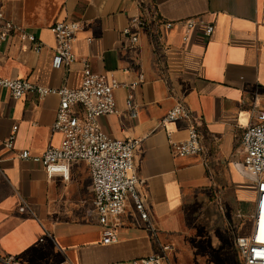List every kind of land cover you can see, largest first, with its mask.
<instances>
[{"label":"crops","instance_id":"obj_1","mask_svg":"<svg viewBox=\"0 0 264 264\" xmlns=\"http://www.w3.org/2000/svg\"><path fill=\"white\" fill-rule=\"evenodd\" d=\"M0 7L44 43L38 53L29 41L12 35L1 46L0 76L77 88L85 60L95 73H107L122 84L145 75L135 88L116 89L118 113L101 117L100 123L116 139H140L134 164L157 232L154 236L130 202L118 241L104 244L92 212L88 163L74 162L65 179L19 157L24 149L42 154L60 145L63 134L52 129L59 96L41 99L28 93L15 99L0 89V264H9L11 257L20 264H132L165 244L171 246L173 264L187 262L183 252H224L223 230L232 231L225 209L233 215L235 196L251 205L255 196V185L240 164L244 129L264 110V0H0ZM134 16L150 25L131 45L122 32ZM195 17L212 24L213 33L205 34L200 24L184 41L183 24L158 26V20ZM65 19L82 24L70 72L53 66L51 26ZM129 94L136 115L128 110ZM178 102L199 117L204 154L172 153L168 131L172 140L183 141L191 125L190 120L160 125ZM12 134L14 147L8 150L3 142ZM226 252H232L231 243ZM200 256L191 260L202 264Z\"/></svg>","mask_w":264,"mask_h":264},{"label":"built area","instance_id":"obj_2","mask_svg":"<svg viewBox=\"0 0 264 264\" xmlns=\"http://www.w3.org/2000/svg\"><path fill=\"white\" fill-rule=\"evenodd\" d=\"M183 24L186 28L184 41L200 24L205 25V34L214 31L212 24H205L200 17L180 21L158 20V26L163 29H173ZM149 21L140 16L130 19L122 34L129 39L131 45L138 43L141 30L148 29ZM82 24L77 20L65 19L51 26L56 39L54 47L53 66L71 71L76 61L75 42ZM161 38L162 32H157ZM155 33V34H156ZM18 34L22 40L29 41L33 49L40 53L44 43L36 35L26 32L22 27L8 19L0 7V53L1 46L12 35ZM91 42L92 38H88ZM145 81L141 73L139 78L129 85L120 83L114 76L107 73L98 74L92 70L85 60L82 83L77 88L67 85L61 88L46 87L25 78H9L0 76V89L7 90L10 95L19 99L28 93H34L39 98L50 94L59 96L60 103L53 131L63 134V140L58 146H49L42 154H35L30 149L21 150L19 157L24 160L41 164L49 176L62 174L70 178L71 166L76 161L88 163L92 176L93 209L98 222L102 226V241L104 244L117 242L122 217L126 208L132 202L140 219L147 228L157 236L151 221L144 194L140 185L143 180L136 172L134 154L140 144V139H116L108 134L100 123V118L118 113L115 91L121 86L135 88ZM128 110L136 115L137 106L132 94L127 98ZM178 120H190L188 136L183 141L170 138L171 151L174 155H200L205 153L203 135L199 130V117L193 115L182 102L174 105L162 119L160 125L167 128L168 124ZM17 127H14V131ZM15 135L4 140L8 150L14 147ZM244 157L241 161L242 173L255 185V199L248 215V230L237 236L236 249L241 258V264H264V110L256 114L254 120L244 129L242 135ZM24 209V207L22 208ZM171 246L160 245L159 251L153 255L136 259L132 264H168ZM9 264H20L16 258H8Z\"/></svg>","mask_w":264,"mask_h":264},{"label":"rangeland","instance_id":"obj_3","mask_svg":"<svg viewBox=\"0 0 264 264\" xmlns=\"http://www.w3.org/2000/svg\"><path fill=\"white\" fill-rule=\"evenodd\" d=\"M248 190H253L252 185H248ZM254 196V194H252ZM235 196V193H234ZM255 199V196H254ZM252 205L250 202L247 203H239L236 196L234 197V214H230V209H225L224 213L228 218L229 226L227 228H231L232 231L223 230V243L222 249L224 252H183L185 259L187 262L185 264H196L191 260L193 255L201 254L198 260H201L202 264H208L211 260H220L228 261V264H240L241 258L238 254V251L235 248V240L238 235L245 233L249 228V218L248 215L251 211ZM231 243L232 245V252H226L228 249V244ZM184 258V257H183ZM168 264H173L172 260L169 255ZM189 261V262H188Z\"/></svg>","mask_w":264,"mask_h":264}]
</instances>
